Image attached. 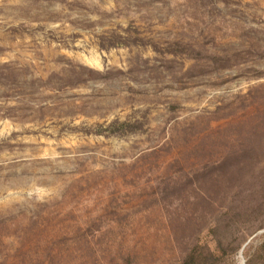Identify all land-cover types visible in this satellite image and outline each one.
I'll use <instances>...</instances> for the list:
<instances>
[{
	"label": "rangeland",
	"instance_id": "obj_1",
	"mask_svg": "<svg viewBox=\"0 0 264 264\" xmlns=\"http://www.w3.org/2000/svg\"><path fill=\"white\" fill-rule=\"evenodd\" d=\"M264 0H0V264H264Z\"/></svg>",
	"mask_w": 264,
	"mask_h": 264
},
{
	"label": "trees",
	"instance_id": "obj_2",
	"mask_svg": "<svg viewBox=\"0 0 264 264\" xmlns=\"http://www.w3.org/2000/svg\"><path fill=\"white\" fill-rule=\"evenodd\" d=\"M262 249L264 250V245L262 246ZM185 264H187V263H185Z\"/></svg>",
	"mask_w": 264,
	"mask_h": 264
}]
</instances>
